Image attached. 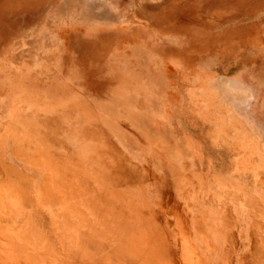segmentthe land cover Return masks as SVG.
I'll list each match as a JSON object with an SVG mask.
<instances>
[{"label":"rangeland","instance_id":"rangeland-1","mask_svg":"<svg viewBox=\"0 0 264 264\" xmlns=\"http://www.w3.org/2000/svg\"><path fill=\"white\" fill-rule=\"evenodd\" d=\"M0 264H264V0H0Z\"/></svg>","mask_w":264,"mask_h":264},{"label":"crops","instance_id":"crops-1","mask_svg":"<svg viewBox=\"0 0 264 264\" xmlns=\"http://www.w3.org/2000/svg\"><path fill=\"white\" fill-rule=\"evenodd\" d=\"M46 168V167H45ZM44 168V164L42 163V170L43 171H46V172H49L50 173V171L46 168L45 169ZM36 170L35 169H33V172H32V175L30 176V177H32L33 176V173L35 172ZM53 177V176H52ZM51 183H54L53 182V178H52V180L51 181H48L46 184H45V189H47L48 191L50 190V189H53L54 188V186H51ZM31 185V184H30ZM30 188H31V191H32V187L30 186ZM58 204V203H57ZM53 205H55V204H53Z\"/></svg>","mask_w":264,"mask_h":264}]
</instances>
